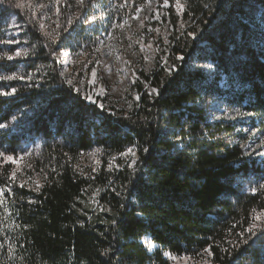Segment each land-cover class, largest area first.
<instances>
[{
    "label": "trees",
    "instance_id": "1",
    "mask_svg": "<svg viewBox=\"0 0 264 264\" xmlns=\"http://www.w3.org/2000/svg\"><path fill=\"white\" fill-rule=\"evenodd\" d=\"M112 1L124 16L146 0ZM169 1L167 43L124 106L90 102L63 73L67 40L0 0V24L14 11L26 46L9 58L19 44L0 45V264H172L166 253L204 251L264 264V0H181V13ZM37 143L31 184L5 156ZM95 147L107 170L91 178L77 165ZM129 148L133 163L106 168Z\"/></svg>",
    "mask_w": 264,
    "mask_h": 264
},
{
    "label": "rangeland",
    "instance_id": "2",
    "mask_svg": "<svg viewBox=\"0 0 264 264\" xmlns=\"http://www.w3.org/2000/svg\"><path fill=\"white\" fill-rule=\"evenodd\" d=\"M113 3L112 0H83L82 3L80 0H15L18 8L33 15L43 32L54 39L63 37L67 40L63 41L65 45L59 53L63 73L69 82L82 90L85 97H91L88 99L90 102L109 97L120 105L129 106L138 98V93L132 88L138 70L150 71L154 67L156 55L163 48L158 41L163 40L166 44L171 33V25L163 18L170 1L146 0L131 13L126 11L124 16L119 14L118 7ZM175 5L181 13L184 7L182 1L175 0ZM0 25V45L2 42L8 49L19 44L14 53L6 51V56L14 58L19 56L17 52L23 54L26 49L23 21L11 11ZM82 36L89 40L82 39ZM204 66L210 69L209 64ZM245 114L229 109L223 116L242 118ZM38 145L30 144L16 156H5L14 164V174L31 184L38 182L39 177L29 179L23 169L31 165L38 151L34 147ZM133 152L134 155L126 150V155L112 156L106 168L122 162L133 163L136 151L133 149ZM258 156L263 157L264 151L261 150ZM104 158V152L95 147L81 154L77 168L82 175L94 178L107 170L103 168ZM99 193L96 188L88 194L87 205L95 211L101 208ZM257 215V223L264 220V211H259ZM148 244L150 248L154 247V243ZM166 257L172 264H215L206 251L196 256L166 253Z\"/></svg>",
    "mask_w": 264,
    "mask_h": 264
},
{
    "label": "snow or ice",
    "instance_id": "3",
    "mask_svg": "<svg viewBox=\"0 0 264 264\" xmlns=\"http://www.w3.org/2000/svg\"><path fill=\"white\" fill-rule=\"evenodd\" d=\"M80 2L82 3L83 2V0H80ZM21 53L20 52H17L16 53V55L18 56V55H20ZM66 54V53H65ZM9 58H11V57H9ZM5 77H0V79H4ZM21 78H23V77H21ZM12 91L13 92H15V89H12ZM155 91V90H154ZM5 95L7 94V93H4ZM87 99H91V97H86ZM101 107H102V105H101ZM238 115H239V113H237ZM145 151H147L146 149H145ZM127 152L128 153H132L133 155H134V152H133V149L132 148H129L128 150H127ZM127 153H123L122 155H126ZM0 155H2V153H0ZM8 159H13V157H8ZM14 175V174H13ZM261 188H264V185H261L260 186ZM0 191H3V189H0ZM253 191H256V189H253ZM253 211L255 212V209H253ZM256 219H259V216L257 215L256 217H255ZM248 231L251 233V232H253V228H249L248 229ZM241 235H243V233H241Z\"/></svg>",
    "mask_w": 264,
    "mask_h": 264
}]
</instances>
